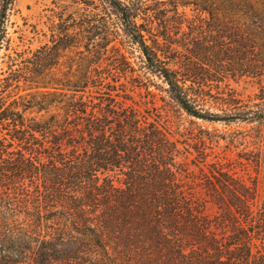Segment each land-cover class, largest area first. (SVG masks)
<instances>
[{"label":"trees","instance_id":"16d2710c","mask_svg":"<svg viewBox=\"0 0 264 264\" xmlns=\"http://www.w3.org/2000/svg\"><path fill=\"white\" fill-rule=\"evenodd\" d=\"M53 2L78 8L30 56L8 54L0 81V264H264L252 249L264 206L237 208L248 226L217 236L176 180V143L119 99L124 77L204 120L264 119V0ZM191 3L207 16L181 30ZM12 5L0 0V51ZM244 75L259 102L229 92L221 112L207 107L213 86Z\"/></svg>","mask_w":264,"mask_h":264},{"label":"rangeland","instance_id":"374dc122","mask_svg":"<svg viewBox=\"0 0 264 264\" xmlns=\"http://www.w3.org/2000/svg\"><path fill=\"white\" fill-rule=\"evenodd\" d=\"M160 6L167 8L163 16L174 15L171 3ZM77 8L76 5L54 3L53 0H14L6 21L8 41L0 51V81L9 71L8 54L18 61L21 56H30L49 39L50 28L58 20L59 13L76 12ZM178 10L179 21L183 22L181 30L185 31H189V24L200 22V17L207 16L192 3L179 5ZM173 22L171 18L170 28L174 31L179 26ZM135 54L132 61L138 68L141 64L139 50ZM62 70L63 66L56 68L55 76H63ZM128 80L122 77V81L127 83V95L120 90V101L132 105L142 121L154 123L176 143V180L192 205L213 220L215 234L227 237L240 226H248L250 219H243L236 209L249 207L256 214L264 206V119L229 123L204 120L186 112L155 86L148 90L144 86H133ZM259 91L257 77L227 78L219 86H213L214 97L207 107L221 112V98L228 97L229 92L241 98V104L253 105L260 101L255 95ZM17 92L20 93L15 97L23 94L25 99L31 98L30 94L27 95L29 90ZM37 97L48 101L51 94H39ZM223 106L227 107L226 104ZM51 108L56 110L55 106ZM262 241L254 239L252 246L258 256V249L264 254Z\"/></svg>","mask_w":264,"mask_h":264}]
</instances>
